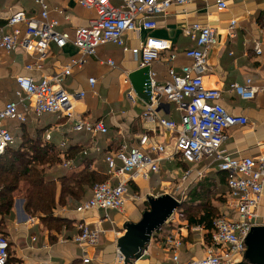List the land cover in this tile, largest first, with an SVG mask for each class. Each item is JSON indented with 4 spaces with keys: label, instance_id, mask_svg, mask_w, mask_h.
<instances>
[{
    "label": "crops",
    "instance_id": "1",
    "mask_svg": "<svg viewBox=\"0 0 264 264\" xmlns=\"http://www.w3.org/2000/svg\"><path fill=\"white\" fill-rule=\"evenodd\" d=\"M49 17L58 21L56 29L67 32L73 37L74 29L85 25L94 16L92 9L81 6L77 0H45ZM118 4L119 0H111ZM227 7L219 10L213 0H194L185 6L173 5L166 15L157 18V27L150 31L140 30L128 32L125 35L127 47L139 46L148 35L167 39L172 43V50H167L163 57L155 60L149 66L154 71L158 82L168 80V68L178 70L181 65L190 60L183 55V50L194 46L183 32V28L192 22L207 24L216 29L217 43L208 51L207 65L203 76V85L207 88H217L221 91V104L234 115L247 117V124L226 129L221 149L233 156L251 157L255 160L264 158V93H258L253 99L244 100L228 91L233 82H244L251 78L259 84L264 66V52L256 55L254 44L264 41V0H226ZM23 10L29 17H39L40 9L35 0H0V27L6 28V19L14 11ZM61 11V12H60ZM231 21L234 26L231 28ZM20 27L23 29L24 25ZM175 51L173 61L166 56ZM79 51L71 42L62 47L54 42L49 44L42 70H27L25 65L35 60V54L23 49L10 52L0 50V107L16 100L17 84L15 76L30 75L36 79L41 76H53L66 65L72 57L78 56ZM112 60L114 66L107 64ZM139 67L138 57L122 46L114 43L99 45L96 54L89 56L81 68H75L61 83L69 92L83 91L84 96L75 102L76 109L87 119L102 120L107 127L105 133L90 135L87 132L70 130L66 119L55 118V115H29L25 121L10 120L6 122L8 130L15 138L13 148L27 151L29 145L37 141L46 146L47 150L57 154L58 162L54 165L44 164L42 168L47 177L53 178L59 186L57 175L59 171L71 174L82 168L76 163L74 156H68L71 148L82 145V156H91L93 168L108 170L105 156L109 151L129 149L138 143L139 135L147 132L157 142L167 143L171 147L175 135L155 127L154 123L143 119L145 102L136 93L128 96L131 84L126 81L128 74ZM94 77L91 87L89 78ZM158 112L165 118L176 123L180 122V114L173 102L162 99ZM62 117V116H60ZM54 125H59L55 129ZM50 131V139L45 138ZM65 142V144H63ZM71 160V167L63 166V159ZM192 172L186 181L180 182V176L186 169ZM201 171V175H198ZM120 179L127 175H119ZM224 176V177H223ZM221 178H223L221 182ZM109 179V175L106 180ZM176 179V181L174 180ZM118 178L110 177L115 183ZM157 183L175 185L177 193L171 194L179 200L191 198L189 191L201 183H207L219 191L220 200H229L225 173L217 166V161L207 158L191 164L179 156L174 158L161 157L159 171L148 172L143 176L137 174L127 181L128 196L120 210L90 209L80 214L74 211L77 203L71 208L57 204L54 214L69 218V223L61 225L60 230L49 229L38 216L28 215L24 210V198L14 193L10 213H0V231L10 243L11 264H105L114 262L118 254L116 239L123 233L126 221H137L147 208L145 199L155 194L154 185ZM215 185H214V184ZM90 191L87 192V197ZM133 195L139 197L132 198ZM86 197V196H85ZM82 198L80 202L86 198ZM195 197V196H194ZM218 201V200H217ZM215 204V203H214ZM131 207L132 213L126 209ZM216 206V205H214ZM226 206V207H225ZM228 207L227 205L223 206ZM226 211V210H223ZM259 221L264 224V187L259 204ZM233 214V209L229 210ZM86 222L90 227L99 225L103 232L99 241L94 245H78L71 238L78 230L77 223ZM178 233L181 245L177 250L179 261L203 256L206 246L210 243L209 232L203 226H189L187 220L176 209L165 225L152 237L146 250L147 258L134 261L133 264H174L171 251L164 244L167 235ZM87 258L85 262L83 259ZM12 260V262H13ZM143 260V261H142ZM141 261V262H140ZM247 262L245 258L240 262ZM139 262V263H138ZM8 264H10L8 260ZM124 264V263H117Z\"/></svg>",
    "mask_w": 264,
    "mask_h": 264
},
{
    "label": "built area",
    "instance_id": "2",
    "mask_svg": "<svg viewBox=\"0 0 264 264\" xmlns=\"http://www.w3.org/2000/svg\"><path fill=\"white\" fill-rule=\"evenodd\" d=\"M78 3L94 11V16L87 23L74 29L73 37L67 32L56 29L58 21L49 17L45 0H35L39 6V17H29L23 10L12 12L6 19V28L0 27V50L10 52L23 49L35 54V60L25 65L27 70H42L49 44L54 42L62 47L71 42L79 51L53 76H41L36 79L30 75L15 76L17 89L16 100L8 101L0 107V157L14 141L6 122L10 120L25 121L29 115L40 116L46 113H59L70 123L72 131H84L91 135L105 133L107 127L102 120L85 118L77 109L75 102L84 96L83 91H66L61 83L75 68H81L89 56L96 54L99 45L114 43L130 51L138 57L139 67L150 66L155 60L163 57L173 46L167 39L148 35L136 47H127L125 35L140 30L150 31L158 25L157 18L166 15L173 5L185 6L194 0H119L114 4L111 0H77ZM219 10L227 7L226 0H213ZM61 12V11H60ZM23 24L22 29L20 25ZM231 28L234 21H231ZM186 36L194 42V46L183 50L184 57L190 60L178 70L169 66L168 80L158 82L155 72L149 70V101L145 102L142 117L154 123L155 127L173 131L171 147L167 143L157 142L147 132L139 135L138 143L129 149L109 151L105 156L109 179L93 184L89 196L79 202L74 211L80 214L90 209L120 210L128 196L127 181L137 174L143 176L148 172L159 171L161 157L179 156L191 164L207 158L217 161L220 170L227 173L226 185L229 196L228 207L233 214L221 213L212 220L210 243L203 256L179 261L177 253L181 245L178 233L167 235L165 248L171 251L174 264H238L244 258L245 239L254 225H260L259 204L264 187V158L255 160L251 157L233 156L221 149L226 129L247 124V117L229 113L221 104V91L203 85V76L207 65L208 51L217 43L216 29L207 24L192 22L183 28ZM254 52H264V41L254 44ZM177 56L172 51L166 60L173 61ZM107 64L114 66L112 60ZM128 81V78H126ZM95 78H89L94 86ZM228 91L244 100L253 99L258 93H264V66L261 82L255 84L251 78L244 82H233ZM131 92L128 96L132 97ZM135 93V92H134ZM162 99L173 102L180 114V122L159 114L158 108ZM55 129L59 125H54ZM50 131L45 134L50 139ZM65 144V142H63ZM86 149L83 153H86ZM63 166L71 167L70 159H63ZM186 169L180 176V182L186 181L191 174ZM200 176L201 171L197 172ZM127 175V178H119ZM118 178L117 182L110 177ZM134 199L139 197L133 195ZM78 232L71 240L78 245H94L99 241L103 229L99 225L90 227L86 222L77 224ZM9 240L0 233V264H8ZM85 262L87 258L83 259ZM123 263L120 253L114 262Z\"/></svg>",
    "mask_w": 264,
    "mask_h": 264
},
{
    "label": "trees",
    "instance_id": "3",
    "mask_svg": "<svg viewBox=\"0 0 264 264\" xmlns=\"http://www.w3.org/2000/svg\"><path fill=\"white\" fill-rule=\"evenodd\" d=\"M46 114L55 115L58 120L60 118L64 120V117H60L59 113ZM39 139L33 144L31 143L27 151H20L13 148L14 138L13 143L1 155L0 213L9 214L13 204L14 193H21L24 198V210L28 215L38 216L49 229L60 230L61 225H65L70 221L67 217L62 218L54 214L56 205H66L67 201L78 204L82 198L85 196L87 198L86 194L88 190H91L93 184L106 180L108 170L93 168L91 165L93 157L78 155L82 149V145H80L79 147L71 148L67 154L68 156H74L76 163L82 165V168L71 174H66L64 170L59 171L57 175L59 186H57L53 178L47 177L42 168L46 163L54 165V163L58 162L57 152L49 153L50 151L47 150L46 146L39 145ZM17 164L20 165V168H18L19 165L17 166ZM224 173L226 182L227 173ZM222 180L223 178H221V182ZM213 190L214 187L212 189V185L201 183L189 191L191 198L180 200L181 204L177 208L182 217L187 220L189 226L200 225L207 229L209 240L212 220L221 214L214 205L208 204L206 201L209 196L208 193ZM160 229L161 227L153 234L155 235ZM77 232L78 230L75 234ZM8 260L10 262V253Z\"/></svg>",
    "mask_w": 264,
    "mask_h": 264
},
{
    "label": "water",
    "instance_id": "4",
    "mask_svg": "<svg viewBox=\"0 0 264 264\" xmlns=\"http://www.w3.org/2000/svg\"><path fill=\"white\" fill-rule=\"evenodd\" d=\"M149 66L138 67L128 74L133 91L144 101H149ZM147 208L137 221H126L123 233L116 239V248L124 264L147 258L146 250L153 233L158 230L180 206L181 201L169 193L148 195ZM244 258L238 264H264V224L254 225L245 239Z\"/></svg>",
    "mask_w": 264,
    "mask_h": 264
},
{
    "label": "rangeland",
    "instance_id": "5",
    "mask_svg": "<svg viewBox=\"0 0 264 264\" xmlns=\"http://www.w3.org/2000/svg\"><path fill=\"white\" fill-rule=\"evenodd\" d=\"M161 38V37H160ZM24 153V152H23ZM19 164H17V166H18ZM18 168H20V165L18 166ZM175 181H176V179H174ZM175 185H176V183H175ZM175 185H171V184H167V185H163V184H160V183H157L156 185H154L153 187L155 188L154 189V193L155 194H163V193H169V194H175V193H177V186L175 187ZM219 194V191L217 190V191H215V189L213 190V191H211V193H208V198L206 199V201H207V203L209 204H211V205H216V206H214L216 209H218L219 211H220V213H227V212H224L223 210H226V211H228L229 212V210H231V208L230 207H227V208H224L223 206L224 205H227L228 204V202H229V200H220V198H218L217 197V195ZM18 194H20V193H18ZM218 200V201H217ZM69 201H67V203H66V205H64V206H66L67 208H71L72 206H73V204H74V202H69ZM215 203V204H214ZM226 207V206H225ZM126 209H127V211L129 212V214H131L132 213V208L131 207H129L128 205L126 206ZM228 214V213H227ZM139 220V219H138ZM135 222V221H134ZM166 223V222H165ZM165 223L163 224V225H165ZM162 225V226H163ZM0 233H1V231H0ZM3 233V232H2ZM4 234V233H3ZM14 258H10V264L11 263H14V260H13ZM12 260H13V262H12ZM143 261V260H142ZM141 262V261H140ZM139 263V262H138Z\"/></svg>",
    "mask_w": 264,
    "mask_h": 264
}]
</instances>
